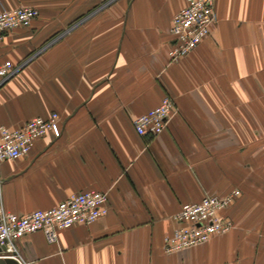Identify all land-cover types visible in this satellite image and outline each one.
<instances>
[{
  "label": "crops",
  "instance_id": "1",
  "mask_svg": "<svg viewBox=\"0 0 264 264\" xmlns=\"http://www.w3.org/2000/svg\"><path fill=\"white\" fill-rule=\"evenodd\" d=\"M187 0H0L40 15L13 29L0 62V125L60 114L62 133L0 163V206L25 214L72 193L109 195L93 223L18 241L31 264H264V0H215L218 24L170 62V28ZM165 95L176 113L157 136L135 119ZM239 189L223 211L234 227L165 253L182 205Z\"/></svg>",
  "mask_w": 264,
  "mask_h": 264
},
{
  "label": "built area",
  "instance_id": "2",
  "mask_svg": "<svg viewBox=\"0 0 264 264\" xmlns=\"http://www.w3.org/2000/svg\"><path fill=\"white\" fill-rule=\"evenodd\" d=\"M40 15L32 6H22L0 12V45L9 31L29 27ZM218 24L215 0H187V5L175 14L170 28V62L180 60L210 36ZM21 65L11 60L0 62V85L12 77ZM176 113L174 100L165 95L161 103L138 116L135 129L139 135L161 134ZM59 137L62 133L60 114L52 112L49 117H33L17 128L0 125V163L19 159L32 150L34 142L48 134ZM234 189L226 195L208 194L201 200L182 205L173 219L178 226L163 239L165 253H175L208 242L213 236L224 234L234 227L232 219L223 211L240 196ZM109 195L105 191L89 190L72 193L49 209H37L18 214L0 206V257H12L20 264L24 260L18 250V241L24 236L42 230L49 241L57 238V230L76 223L89 225L106 215Z\"/></svg>",
  "mask_w": 264,
  "mask_h": 264
},
{
  "label": "water",
  "instance_id": "3",
  "mask_svg": "<svg viewBox=\"0 0 264 264\" xmlns=\"http://www.w3.org/2000/svg\"><path fill=\"white\" fill-rule=\"evenodd\" d=\"M0 264H20V263L12 257H0Z\"/></svg>",
  "mask_w": 264,
  "mask_h": 264
}]
</instances>
